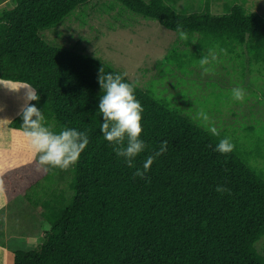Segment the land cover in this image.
I'll use <instances>...</instances> for the list:
<instances>
[{
  "label": "trees",
  "instance_id": "1",
  "mask_svg": "<svg viewBox=\"0 0 264 264\" xmlns=\"http://www.w3.org/2000/svg\"><path fill=\"white\" fill-rule=\"evenodd\" d=\"M89 1L16 0L0 11V78L35 89L10 123L13 147L0 149L7 202L39 205L44 182L74 173V195L64 206L60 196L43 202L50 229L37 248L16 249L14 264H264V168L254 154L104 60L42 37ZM117 1L264 64V17L241 4L213 14ZM27 134L52 144L56 168L14 154Z\"/></svg>",
  "mask_w": 264,
  "mask_h": 264
},
{
  "label": "rangeland",
  "instance_id": "2",
  "mask_svg": "<svg viewBox=\"0 0 264 264\" xmlns=\"http://www.w3.org/2000/svg\"><path fill=\"white\" fill-rule=\"evenodd\" d=\"M164 1L180 13L204 11L209 5L213 14H224L241 4L264 17V0ZM15 3L0 0V11ZM41 35L53 45L104 60L198 124L225 131L245 152L254 154L252 162L264 168V64L252 62L242 47L227 51L222 42L167 29L117 0H90L58 26L42 30ZM10 87L0 83V127L9 135L7 141L12 140L13 117L29 102L17 100L20 88ZM21 94L26 95V90ZM14 154L26 161L38 157L46 169L60 163L52 144L36 135L24 136ZM68 168L61 170L58 181L55 178L40 186L41 202L54 204L60 196L57 199L64 206L71 199L74 173ZM43 202L36 205L20 197L7 203L5 213H0L3 244L14 250L37 248L50 229ZM256 248L264 255V236Z\"/></svg>",
  "mask_w": 264,
  "mask_h": 264
},
{
  "label": "crops",
  "instance_id": "3",
  "mask_svg": "<svg viewBox=\"0 0 264 264\" xmlns=\"http://www.w3.org/2000/svg\"><path fill=\"white\" fill-rule=\"evenodd\" d=\"M0 83L2 85V87H7V86H11L10 88H17V89H22V90H26V95L25 94H21L18 93L15 96H19L17 98L18 99H22V100H27V101H31L32 98L34 97L35 94V89L33 87H31L30 85L23 83V82H14L11 80H5L0 78ZM24 85H27V87H24ZM28 102V103H29ZM27 106V105H26ZM24 106L23 109L26 107ZM22 109V110H23ZM22 110L20 112H22ZM16 116V115H15ZM15 117H13L14 119ZM6 126V125H5ZM7 127V126H6ZM3 129L5 128H1L0 127V149H11L12 148V140L11 141H7L9 135H7L6 131H3ZM12 138V137H11ZM10 139V137H9ZM36 158V157H35ZM38 158V157H37ZM7 199L6 196L0 186V213L4 214L8 204H7ZM1 220V218H0ZM1 222H0V227H1ZM3 240H0V264H14V258H15V248H9L7 247L5 244H3Z\"/></svg>",
  "mask_w": 264,
  "mask_h": 264
},
{
  "label": "bare ground",
  "instance_id": "4",
  "mask_svg": "<svg viewBox=\"0 0 264 264\" xmlns=\"http://www.w3.org/2000/svg\"><path fill=\"white\" fill-rule=\"evenodd\" d=\"M22 92H24V90H22V89H20L19 91H18V93H22ZM20 108V107H19Z\"/></svg>",
  "mask_w": 264,
  "mask_h": 264
}]
</instances>
